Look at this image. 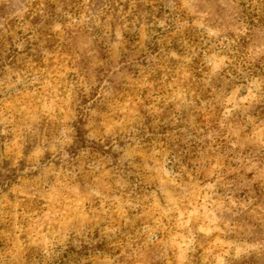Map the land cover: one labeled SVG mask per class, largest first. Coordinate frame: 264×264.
<instances>
[{
    "label": "rangeland",
    "instance_id": "rangeland-1",
    "mask_svg": "<svg viewBox=\"0 0 264 264\" xmlns=\"http://www.w3.org/2000/svg\"><path fill=\"white\" fill-rule=\"evenodd\" d=\"M0 264H264V0H0Z\"/></svg>",
    "mask_w": 264,
    "mask_h": 264
}]
</instances>
